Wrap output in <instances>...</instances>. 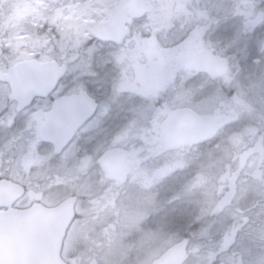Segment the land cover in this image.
Here are the masks:
<instances>
[{
	"label": "rangeland",
	"instance_id": "obj_1",
	"mask_svg": "<svg viewBox=\"0 0 264 264\" xmlns=\"http://www.w3.org/2000/svg\"><path fill=\"white\" fill-rule=\"evenodd\" d=\"M119 1L0 0V18L11 12L7 20L0 21V47L21 50L24 46L26 50L23 51L29 53L27 57L41 47L47 59L53 55L57 56L59 63H69L73 85L68 91L92 93L99 96V100L102 99V91L108 95L105 112L108 114L110 106L112 109L118 107V138L107 147L108 150L118 148L127 154L136 143V137L142 138L140 132L149 137V130L145 129L149 125L153 132L151 135L158 138L159 126L165 124L166 112L161 108L155 110L151 102L143 98L138 100L135 95L118 94L117 98L112 91L116 85L119 91V86L132 77L129 62L140 55L132 49L122 55L113 47L99 44L92 39L91 31L106 22ZM142 1L152 4L154 12L138 23L135 33L142 35L143 43L147 41V35L152 34L148 41L153 39L156 46L151 57L155 60L154 74L160 82L159 88L174 93L175 109L186 107L188 99L193 104L198 102L193 109L196 115L213 116L219 120L220 127L215 139L203 148L202 153L199 146L166 152L164 164L158 167L150 168V164L142 165L130 155H125L127 169L118 182V194L123 196L122 202L127 209L138 212L132 215L131 211H126L119 215L118 251L116 247L108 248L106 254L96 251L97 259L93 264H151L165 248L179 242L184 232L207 218L206 229L194 236L186 264H214L205 255L197 254L198 244H205V249L209 250L215 248L227 229L226 221H234L238 217L233 209L247 208L246 201L254 199L259 193L258 188L264 195V163L260 159L258 166L250 163L247 170L236 163L238 158L235 156L230 160L225 154H220L222 151L233 152L234 155L239 153L247 148L245 146L259 128L264 129V124L258 121L253 111L264 113V22L255 19L254 11L248 16L250 21L233 22L223 28L218 26L215 60L225 59L229 73L226 77L213 79L201 69L210 79L218 81L212 85L205 77L191 71L195 59L187 56L189 50L183 46L176 47L172 51L175 56L169 58L164 48L168 40L179 44L185 31L191 29L188 24L192 17L187 15L197 0H193L194 3L191 0ZM250 31L255 33L250 35ZM139 61L144 62L141 58ZM181 78L188 84L189 97L180 87ZM190 86L194 90L193 95ZM195 86L201 87L196 96ZM126 88L123 85L120 91L127 92ZM108 102H112L110 106ZM193 149L200 154H194ZM227 160L229 168L225 164ZM89 161L80 162L76 171H84ZM230 161L234 164L231 165ZM67 166L59 167V184L64 186L59 187L58 194L63 197L70 193ZM232 166L238 171L234 168L235 180L231 183L235 195L229 192V197L224 180L225 172ZM113 184L108 182L109 187L116 188ZM159 186L161 190L149 195ZM216 206L222 212L223 208L229 209L231 218L227 219L229 213L212 214ZM147 219L152 221L148 233L142 230ZM231 229H236V226ZM226 232L222 239L229 237L232 231ZM257 237L258 234H253V238Z\"/></svg>",
	"mask_w": 264,
	"mask_h": 264
},
{
	"label": "flooded vegetation",
	"instance_id": "obj_2",
	"mask_svg": "<svg viewBox=\"0 0 264 264\" xmlns=\"http://www.w3.org/2000/svg\"><path fill=\"white\" fill-rule=\"evenodd\" d=\"M122 1L120 0L118 5ZM218 11L217 0L210 4L197 2L195 5V14L198 17L197 25L188 31L183 29L185 34L179 44L168 40V45L166 43L164 47L169 58L171 55L175 56L172 51L174 52L176 47L181 48L183 46L184 49L189 50L187 56L195 59L191 71L205 77L212 85H216L218 81L210 79L206 73L202 72L201 65L217 59L215 56L219 24ZM10 14L11 12L5 18H0V21L7 20ZM146 17L132 21L128 26L129 35L121 44L99 43L113 47L117 52L119 50L122 55H126L130 49L140 55L135 59L133 57L129 62V65L132 66V77L119 86V91L118 85H116L112 89L114 95L117 94V98L118 94L122 96L135 95L134 97L138 100L143 98V100L151 102L155 110L161 108L162 112H166L165 124L159 126L157 139L154 138L153 134L151 135L153 132L149 125L145 128L149 130V137H145L143 132H140L142 138L136 137V143L130 147L127 154L119 150L122 153L124 168L114 176H110L102 165V160L112 151L118 153V148L108 150L107 147L113 139L118 138V107L112 109L110 106L112 102L110 104L108 102L109 112L108 114L105 112L108 95L102 91L100 95L102 99L99 100V96L85 92L88 98L94 101L96 111L77 130L67 147L59 153L56 147V144L58 145V132L61 129L60 135L61 133L65 134L64 131L68 129V126L55 123L57 120V114L54 113L55 107L58 111H65V107L59 108V102L62 99L82 93L68 91L73 85V81L69 77V63H59L57 56L53 55L47 59L41 47L38 51H29L30 57H27L29 53L23 51L26 50L24 46L21 47V50H8L0 47L1 75H8L14 67L27 63H34L33 65L36 66L57 64L66 67V74L58 85L52 90L48 88L50 91H43V95L35 96L32 99L31 92L26 90L20 92L21 106L13 99L12 85L16 83L18 77L21 80L26 79L27 68L22 69L19 75L6 76L8 81L0 79V186L9 184L21 191L20 197L9 208H2L1 212H26L34 208L52 210L70 199H75V218L66 233L61 253V258L66 264H93L97 259L96 251L106 254L108 248L115 249V247L118 251V182L127 169L125 155H130L137 163L150 164L149 167L154 168L164 164L166 152L171 153L184 148L199 146L202 153L204 148L202 145L212 142L216 136L214 134L207 141L190 143L181 147H171L164 142L170 119L180 110H189L197 114L193 109L198 102L193 104L188 99L189 102L186 107L175 109L174 93L167 90L161 91L159 88L160 82L157 81L158 78L154 74L155 60L151 57L156 46L153 39L148 41L149 38H152V34L147 35V41L143 43L142 35L135 33V27L138 23L143 22ZM207 21L211 23L210 26H204V22ZM139 58L144 62L139 61ZM180 80V87H182L184 95L189 97L188 84L184 83L182 78ZM184 80L186 81L187 78ZM24 85L26 86V83ZM123 85L127 87V92L122 93L120 91ZM20 87L22 88V84ZM194 89L196 96L201 87L195 86ZM190 90L193 91L191 93L193 95L194 90L191 86ZM104 95L105 97H103ZM209 117L216 119L219 123L217 118ZM51 118L52 125L47 130L46 127ZM193 153L200 154L195 150ZM83 161H89V163L84 171L77 172L78 164ZM64 164L68 165L66 172L69 174L68 186L70 190L68 196L65 197L58 194L59 187L64 186L59 184V167ZM108 182L114 183L116 188L111 185L109 187ZM149 193L151 195V192ZM135 212L138 210L131 211L130 214L134 215ZM245 214L242 213V215ZM246 215L249 216L245 220V224H251L253 222L251 219L261 217L263 213L261 211H249ZM207 219L203 223L206 224ZM151 223L152 221L147 219L142 225V230L148 233ZM203 223H198L195 226ZM200 227L202 229L203 225ZM204 247L205 245L200 243L196 250H201ZM243 247L244 245H238L234 242L221 243L212 249L210 259L214 264H259L264 260L261 254L264 252V243L248 244L245 248ZM168 248L170 246L165 248L163 253ZM163 253L154 258L151 263L160 258ZM189 257L188 254V260ZM234 258L236 259L234 260ZM250 259H255V261L258 259L259 261L255 263Z\"/></svg>",
	"mask_w": 264,
	"mask_h": 264
},
{
	"label": "water",
	"instance_id": "obj_3",
	"mask_svg": "<svg viewBox=\"0 0 264 264\" xmlns=\"http://www.w3.org/2000/svg\"><path fill=\"white\" fill-rule=\"evenodd\" d=\"M153 12V7L142 0H124L111 12L105 23L92 30V37L101 43L121 44L129 35L128 26L134 20H140ZM21 64L14 67L8 75H1L5 80L10 75H19L27 68L26 79H19L12 85L13 99L20 106V92L26 90L32 93L31 98L43 95V91L54 89L66 74V67L57 64L33 65ZM213 79L225 77L228 74V63L225 60L204 63L201 67ZM7 80V79H6ZM8 81V80H7ZM26 83V86L24 85ZM22 84V88L20 85ZM50 90H49V89ZM55 123L68 126L65 134L59 130L57 151L61 153L73 138L77 130L96 111L94 101L85 93L62 99ZM52 118L46 129H50ZM215 120L207 117H197L190 111L178 112L171 120L165 135V143L170 146H180L189 142L205 141L216 131ZM105 171L114 176L121 171L123 162L118 151L102 160ZM14 188V189H10ZM21 195V191L12 185L0 186V264H66L61 259L66 233L75 218V199H70L59 207L47 210L34 208L26 212H1L9 208ZM188 240L170 248L161 258L152 264H184L187 258Z\"/></svg>",
	"mask_w": 264,
	"mask_h": 264
},
{
	"label": "trees",
	"instance_id": "obj_4",
	"mask_svg": "<svg viewBox=\"0 0 264 264\" xmlns=\"http://www.w3.org/2000/svg\"><path fill=\"white\" fill-rule=\"evenodd\" d=\"M191 1L194 3L193 0ZM203 1L212 3L215 0H197V2H203ZM217 3H218V10H219L218 11L219 28L230 26L232 25L233 22L235 23L237 21H243V23L245 21H250L249 20L250 18H248V16L251 15V12H254V11H255V14H254L255 19L261 20L264 22V19H263L264 18V0H217ZM58 8L60 9V7ZM246 11L248 12V14H245ZM189 12L190 11H188V13ZM192 18H193V22L190 21L189 23L192 24V27L194 28V26L197 25L198 17L193 15ZM209 20L211 22L210 16H209ZM208 21L204 22V26H210L211 23ZM254 33L255 31H250L248 34L252 35ZM263 85H264V81H263ZM253 111L255 112L254 114L257 115L258 121L264 124V113H261L262 111H257V110H253ZM210 143L211 142H208L207 144L202 145V147L208 146ZM245 147L247 148L246 149L243 148L239 153H236L235 155L233 152L225 153L223 151L220 154H225L226 158L229 157L230 160L232 157L235 156V158H238V161L236 163H238L242 168L247 169V170H249L250 163H253L254 166H258L259 159L264 163V129L259 128L253 134L251 140H249L248 142V145H246ZM226 163H227V168H229V161L227 160L225 164ZM230 164L233 165L234 163L232 164L230 161ZM234 168L235 166H232V169L227 170V172H225L226 179L224 180V184L225 186H227L226 191L229 197H230L229 192L232 193L231 195L233 196L235 195L233 191L234 186L233 184H231L232 181L235 180L233 179ZM238 168L240 169L239 166ZM237 171L238 170L236 169V172ZM256 190L259 191V193L255 194L256 196L254 197L252 201H246L248 202V204L246 205L247 208H244V210H240V211H238V208L233 209V212L237 214L238 217H236V220L234 221L233 220L226 221L227 229H225L220 239V244L225 243V242H231V243L234 242V243H237L238 245H241V244L244 245L243 248H245V246L248 244H256L259 242L264 243V195H262L263 191L259 190V188ZM228 196L225 197V200L228 198ZM216 208L217 209H214L212 211V214L220 213L221 215L222 214L224 215V214L229 213L230 215L227 216V219L228 217L231 218L232 212L229 209L223 208V212H222V209L219 208V206H216ZM249 211H261L263 215H261V217L255 218L254 220L251 219L253 221L251 224H245V220L248 219V216H249L246 214ZM242 213H246V214L242 215ZM202 225H203L202 229L201 227L199 228V225L192 226L187 231V233L184 234L183 239H189L191 246L193 243L194 236L198 234L199 232H202L204 229H206L205 227L206 224L203 223ZM232 226H236V229H231ZM226 230L230 232L232 231L231 235L227 238L222 239L224 235L227 233ZM253 234H258L259 237L253 238ZM216 241L218 242V239ZM205 247L202 250H196V252L198 255H205L206 259L208 261L209 260L211 261L210 258H211L212 249L211 250H209V248L205 249ZM261 254L263 257L262 259H264V252H262ZM235 259L236 258H234V260ZM250 260L255 263L259 261L258 259H256V261L255 259L254 260L250 259ZM263 263H264V260L259 264H263Z\"/></svg>",
	"mask_w": 264,
	"mask_h": 264
}]
</instances>
